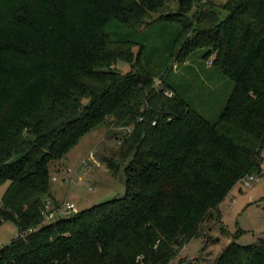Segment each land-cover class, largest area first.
I'll use <instances>...</instances> for the list:
<instances>
[{"label":"trees","instance_id":"obj_1","mask_svg":"<svg viewBox=\"0 0 264 264\" xmlns=\"http://www.w3.org/2000/svg\"><path fill=\"white\" fill-rule=\"evenodd\" d=\"M225 1L0 0V264H169L263 174L264 0ZM102 126L128 129L102 157L124 195L44 223L51 167ZM213 264H264V238Z\"/></svg>","mask_w":264,"mask_h":264},{"label":"rangeland","instance_id":"obj_2","mask_svg":"<svg viewBox=\"0 0 264 264\" xmlns=\"http://www.w3.org/2000/svg\"><path fill=\"white\" fill-rule=\"evenodd\" d=\"M214 2L224 4L226 1ZM170 8L174 9L175 5L171 4ZM224 15L225 12L222 11L221 16ZM116 68L122 73L128 71L125 63H118ZM127 130L112 126L91 130L81 137L61 162L52 167L50 192L60 207L56 219L65 215L62 207L64 203L75 206V211L69 213L73 214L124 195L125 164H120L115 173L102 162V157H111L118 150ZM262 157L263 174L254 175L256 179L249 187L238 182L219 205L221 222H209L205 239L197 238L188 242L169 264H179L181 259L191 264H213L215 258L231 240L246 246L256 243L259 238H264V150ZM83 160L90 167L85 174L81 173L79 167ZM68 168L75 171L74 176L67 173ZM54 177L56 181L52 180ZM7 187L8 183L0 184V204ZM17 235L15 223L3 221L0 224V248L11 244Z\"/></svg>","mask_w":264,"mask_h":264},{"label":"built area","instance_id":"obj_3","mask_svg":"<svg viewBox=\"0 0 264 264\" xmlns=\"http://www.w3.org/2000/svg\"><path fill=\"white\" fill-rule=\"evenodd\" d=\"M206 0H203V2H205ZM210 64V62H209ZM168 95H171V93H167ZM79 167L81 168V173L85 174V172L89 171L90 167L88 165V163L86 161H82V163L79 165ZM67 173H71L73 176L75 174V171L72 169H67L66 170ZM68 179V178H67ZM66 179V180H67ZM256 179V177L254 175H249L246 178H244L241 182L243 183V185L245 187H249L251 185V183ZM53 181H56V178H52ZM69 180V179H68ZM73 179L71 178L70 181H72ZM65 214H69L70 212H74L75 211V206L71 203H64L62 205ZM60 210V207H56L52 201L48 200L45 205L44 208L42 210V220L44 223H50L53 222L56 219L57 213Z\"/></svg>","mask_w":264,"mask_h":264},{"label":"crops","instance_id":"obj_4","mask_svg":"<svg viewBox=\"0 0 264 264\" xmlns=\"http://www.w3.org/2000/svg\"><path fill=\"white\" fill-rule=\"evenodd\" d=\"M53 167V166H52ZM52 167H51V169H52ZM51 169H50V171H51Z\"/></svg>","mask_w":264,"mask_h":264}]
</instances>
